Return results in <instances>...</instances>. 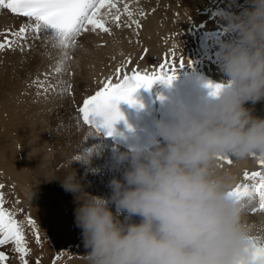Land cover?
I'll list each match as a JSON object with an SVG mask.
<instances>
[{"label":"clouds","instance_id":"obj_1","mask_svg":"<svg viewBox=\"0 0 264 264\" xmlns=\"http://www.w3.org/2000/svg\"><path fill=\"white\" fill-rule=\"evenodd\" d=\"M224 20L234 38L222 46L217 95L175 103L153 134L116 154L121 177L107 197L87 192L75 169L59 180L75 199L86 264H248L244 205L221 162L264 156V116L247 106L264 101V0ZM93 154L73 163L90 165Z\"/></svg>","mask_w":264,"mask_h":264},{"label":"bare ground","instance_id":"obj_2","mask_svg":"<svg viewBox=\"0 0 264 264\" xmlns=\"http://www.w3.org/2000/svg\"><path fill=\"white\" fill-rule=\"evenodd\" d=\"M194 1L195 3H200V0ZM205 1L201 0V3ZM142 4L144 5V11L147 12V16L141 21L142 29L139 30V36L137 37L143 43L142 46L130 42V40L134 39L133 31L125 30L116 32L114 37L102 40L95 35L87 34L82 39L84 43H82L80 52L77 53L75 51L78 49L77 47L69 53L73 55L70 67L74 72V77L71 79L74 84V100H81L93 93L98 87V85H95L98 75L109 71L114 61L122 59L124 56H130L134 59V62L141 65L152 64L153 67L158 68L160 64L164 63L162 59L164 54L168 55L169 52L173 56L174 53V56L181 58L185 54L192 52V48L197 46L198 41L195 42L194 40L195 28L191 24L183 28L180 24L182 14L180 5L176 12H168V16L166 17L165 15L164 17V24H160L161 16H158V13L151 7L150 9L147 3L142 2ZM236 7H241V5ZM2 12L3 10L0 6V27L5 30L8 24V17L2 15ZM100 42H106V46L100 47ZM51 49V44L46 43L43 39L34 45V53L23 55L24 52H18V58L39 52L40 54L36 56L39 59H44L46 58V52ZM202 51H204V48H202ZM53 54L55 55L56 52H53ZM50 55L52 54L50 53ZM140 55L145 56L143 61H139ZM195 55L193 54L195 62L198 63L201 59L204 61V69H210L211 72L224 73L221 64H216L214 61L209 62L203 55L197 57ZM64 64L68 65V63ZM223 79L225 80L226 77L224 76ZM64 100L62 102L59 101V108L65 117L64 122L67 126L68 121L70 123L67 113L70 110V101L72 99L65 97ZM247 106L254 109V115L264 116V101H260L255 105L249 103ZM4 124L5 122L0 116V151L2 153L4 150L7 152L10 145H13L4 143L6 141L10 142V138H13L8 129L4 127ZM62 124L64 126L63 118ZM63 126L60 127L54 123L46 126H40L33 122L27 123L24 127L27 135L35 133L37 137L44 139L38 140L41 143L37 147L33 146L30 148L23 147L20 140L18 142L14 141V144L18 143L19 149L18 151L16 148L11 150V161L8 165L11 168H6L5 166L2 168L0 166V178L6 183L7 192L13 190V195L16 196V200L15 198L9 199L7 197L13 214L19 215L20 211H24L22 214L29 212L37 219L38 225L42 228L41 242L36 241L33 235H28L30 238L27 236L26 240V247L29 249L28 254L34 255V253H37V256H33V259L36 257L35 261L36 263L39 261V264H52L53 262L54 264H86L85 253L87 249L84 247L81 229L75 223V199L72 193L64 190L59 180H63L67 175L73 173L75 169L77 178L86 186L85 190L87 192L107 197L110 194L108 183L112 179L108 177L109 172H113L114 177H119L117 172H114L117 170V167H114L115 161L111 160L107 155L97 152L98 147L96 145H93L92 148H81V141L84 134L87 133V129L81 127L75 117H73L74 130H70L73 135L74 145L66 134L62 133ZM56 136L61 139L66 136L67 141L53 139ZM60 144L69 147L75 156L76 149L79 157H81L82 153L93 151L94 154L90 165L80 162L73 163L75 157L70 159L66 157L64 152H59L56 156L49 158L51 163L49 165L50 170L47 172L48 167L44 161L45 154L49 150L60 147ZM14 154L19 155V159H17V162L15 161L16 166H12V162L16 158ZM83 158L86 160L87 156L85 155ZM222 167L231 169L235 175L234 186L240 181L244 170L256 168L255 160L251 159L233 160L230 166L222 165ZM2 169L4 170L3 172ZM242 220L249 228V233H252V225L255 222H262L264 216L244 215ZM47 238L50 241H46ZM69 245L77 247V250L73 248L71 251L72 259L69 258L70 255H63V250Z\"/></svg>","mask_w":264,"mask_h":264},{"label":"snow or ice","instance_id":"obj_3","mask_svg":"<svg viewBox=\"0 0 264 264\" xmlns=\"http://www.w3.org/2000/svg\"><path fill=\"white\" fill-rule=\"evenodd\" d=\"M0 6L14 14L28 18L30 23L21 26L17 32L12 34L19 40L26 41L27 33L31 29L34 33L33 38L38 39L41 33H46L60 46L67 48L75 44L78 36L88 32L90 26L92 31L110 32L104 19L106 13L102 14L101 10L114 9L116 3L115 0H0ZM124 10L128 11L127 5L124 6ZM128 14L131 15V13ZM112 18L119 27L121 17L118 11L112 14ZM132 23L137 27L140 26L139 21H132ZM14 43L15 41L5 37L4 42H0V50L12 48ZM174 55L173 53V57ZM188 66H191V61ZM184 67V58L181 57L179 68ZM117 72L119 73L120 70L118 69ZM176 73L175 59L165 58L164 63L159 65L158 71L152 73L133 71L131 75L125 73L122 77L118 76L116 82L109 79L100 91L83 101V105L79 108L83 122L94 126L97 132L103 130L107 136H112L115 133V124L124 118L119 108L122 101L134 105L136 103L134 94L138 89H151L157 82L170 85L176 78ZM207 86L212 89L210 95L213 96L225 87L222 83L214 85L210 83ZM76 159L80 157L77 156ZM222 162L230 165L233 161L231 158L224 157ZM259 164L261 168H264V156L260 157ZM257 178L258 182L252 184L251 187L247 183L237 184L229 195L240 203L245 200L251 201L258 195L262 201L259 210L264 211V172H244L245 180L257 181ZM2 187L3 185H0V188ZM3 205V194L0 193V245L13 242L15 251L20 254L23 264H28L25 257L29 249L26 247L22 228L14 218V214L5 209ZM252 211L255 212L257 209L253 208ZM28 224L34 226L35 221L29 217ZM36 238L39 242L38 233ZM249 239L251 240V257L248 264H264V244L256 243L252 237ZM7 260L6 253L0 251V264H6Z\"/></svg>","mask_w":264,"mask_h":264},{"label":"rangeland","instance_id":"obj_4","mask_svg":"<svg viewBox=\"0 0 264 264\" xmlns=\"http://www.w3.org/2000/svg\"><path fill=\"white\" fill-rule=\"evenodd\" d=\"M211 1L213 2V6H216V7H218V5L221 2L222 4L226 3L225 8L231 10L233 13H239L241 11L240 9L241 7H236V6H240L243 0H234V2L230 1L228 3L226 0H222V1L211 0ZM142 2L147 3L149 5V8L151 7L154 11L158 13V16H161L160 22H159L160 24L161 23L164 24L165 15L167 17L169 13L176 12L178 9V6L180 5V11L182 12L181 21H180L181 26H183V28H186L188 25L191 24L195 28V34L200 31L199 24L202 21H204L206 18L205 15L200 16L198 11H201V10H199L198 8L205 7L207 5V0L204 3H201V0H200V3H195L194 0H182V1L181 0H161L160 2H156L154 0H142ZM194 23H198V24H194ZM1 28L2 27H0V29ZM223 36H224L225 41H228L231 39L229 34H225ZM204 41L206 40L201 38L197 42V46L200 47L201 50L202 48H204L201 46V44ZM82 43L84 42L82 41ZM81 48L82 46L78 47V49L75 51L78 53L80 52ZM50 51L46 52L47 54L44 53L46 54L45 56L46 58L44 59H39L36 56L37 54H40L39 52H36L37 54H34V55H28V56H24L20 58H18V53L6 55V56L3 55L2 58L4 57V60L0 58V116H2L3 121L5 122L4 127L8 129L10 135L13 137L12 139L10 138V142L8 141L4 142L8 144L10 143L13 144L12 146L10 145V147L4 145L6 147H9L7 149V152L5 150L3 151V153L0 151V166L2 168L4 166L6 168H11V166H8L9 162L11 161V158H10L11 150L12 148H16L17 151L19 149L18 143L14 144L13 143L14 141L18 142V140H20L23 147L30 148L33 146L37 147L41 143V141H38V140L44 139V138L37 137L35 133L27 135V133L24 131V127L29 122L37 123L40 126H46V125L54 123L55 125L61 127L63 126L62 124V118H63L64 126L61 131L62 133L66 134V136L71 140L73 144V135L70 133V130H74L73 128V117L74 116L71 111V106L69 107L70 110L67 113L70 119V123L68 121V125L66 126L64 122L65 117L62 114L61 109L59 108V101L62 102L63 100L48 101L46 103L39 101L38 103L35 104L30 101L29 96L21 95L22 92L25 91L24 89L25 79L30 77L32 73H35L39 69H42L46 63L48 65L50 61L54 59V56L56 54L54 55L53 52L55 53V51L53 49H51ZM50 53L52 55H50ZM73 54L75 53L73 52ZM195 56L197 57L199 56V54H196ZM214 62L216 64L222 65L221 57L218 58L217 60H214ZM67 66L70 67V62L68 63ZM70 70H71V67H70ZM61 78L65 79V76L62 75ZM60 85H62V83H60ZM3 130L4 128L2 129V132ZM66 136L64 139H61L59 136H56L53 139L67 141ZM59 152H64L66 157L70 159L73 157L76 158V156H78L76 149H75V153H76V156H75L71 152L69 147L60 144V147L49 150L45 154L44 161L48 167L47 172L50 170L49 165L51 161L49 160V158L51 156H56ZM14 155L16 156V158L12 162V166H16L15 161L17 162V159H19L18 154H14ZM17 155H18V158H17ZM3 171L4 170L2 169V172ZM47 172H46V177H47ZM252 229H253V232L250 233V235H261V237L264 239V220L262 222H255L252 225ZM16 255L17 254L15 253L14 256Z\"/></svg>","mask_w":264,"mask_h":264}]
</instances>
